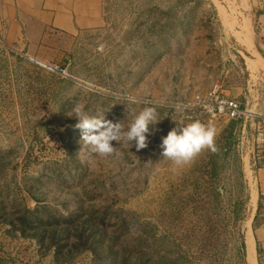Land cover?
I'll use <instances>...</instances> for the list:
<instances>
[{
	"label": "rangeland",
	"instance_id": "obj_1",
	"mask_svg": "<svg viewBox=\"0 0 264 264\" xmlns=\"http://www.w3.org/2000/svg\"><path fill=\"white\" fill-rule=\"evenodd\" d=\"M245 1L105 0L96 30L0 50V264H251L264 114L239 55ZM214 91L246 115L219 113ZM77 103L111 107L113 123L145 106L161 120L147 148L113 141L119 155L102 158L75 127ZM175 121L214 126L218 151L183 167L163 158Z\"/></svg>",
	"mask_w": 264,
	"mask_h": 264
},
{
	"label": "crops",
	"instance_id": "obj_2",
	"mask_svg": "<svg viewBox=\"0 0 264 264\" xmlns=\"http://www.w3.org/2000/svg\"><path fill=\"white\" fill-rule=\"evenodd\" d=\"M104 1L3 0L0 5V42L16 53H35L39 43L52 37L54 32L73 35L96 30L104 23ZM244 15L249 21V25L246 22L248 34L239 55L253 77L248 80L250 100L254 102L258 95L259 108L264 114V0H246ZM257 154L255 162L259 166L254 176L257 225L253 239L256 262L264 264V152Z\"/></svg>",
	"mask_w": 264,
	"mask_h": 264
},
{
	"label": "clouds",
	"instance_id": "obj_3",
	"mask_svg": "<svg viewBox=\"0 0 264 264\" xmlns=\"http://www.w3.org/2000/svg\"><path fill=\"white\" fill-rule=\"evenodd\" d=\"M130 103H137L135 97L126 98ZM111 109L96 115H90L85 111V105L77 103L71 110L78 118L75 125L81 131L83 144L90 147L91 152L99 157L107 158L119 155L118 148L113 146V141L120 147L130 149L133 146L137 151L148 147V135L154 134V126L161 120L158 118L156 107L145 106L133 116L128 124L113 123L105 118V113ZM177 111H182L183 106L177 105ZM176 122L166 136L162 137L160 148L161 156L170 160L176 167L190 165L204 150L213 153L218 149L215 145L216 129L212 125H205L200 121L184 124ZM150 125L153 127L150 128Z\"/></svg>",
	"mask_w": 264,
	"mask_h": 264
},
{
	"label": "built area",
	"instance_id": "obj_4",
	"mask_svg": "<svg viewBox=\"0 0 264 264\" xmlns=\"http://www.w3.org/2000/svg\"><path fill=\"white\" fill-rule=\"evenodd\" d=\"M3 0H0V5L2 4ZM0 50L5 51H13L10 47L6 46L4 43L0 42ZM21 54V53H20ZM263 57H264V47H263ZM30 59L40 65L41 67L50 70V71H57L60 70L58 65L54 64H47L38 60L36 57H30ZM211 99L213 100L214 104L216 105L215 109L219 111V113L224 114L230 119H238L244 115H246V109L241 107V104L236 99H223L218 94L211 93ZM257 146L260 148V151L264 152V128L257 131Z\"/></svg>",
	"mask_w": 264,
	"mask_h": 264
},
{
	"label": "bare ground",
	"instance_id": "obj_5",
	"mask_svg": "<svg viewBox=\"0 0 264 264\" xmlns=\"http://www.w3.org/2000/svg\"><path fill=\"white\" fill-rule=\"evenodd\" d=\"M244 26H243V28H244ZM252 192H253L252 193V210H254L256 196H255V191L253 190ZM246 245H247V256H248L249 261L251 262V264H257L256 258H255V251H254V248H255L254 239H253V235H252V232L250 229L247 231Z\"/></svg>",
	"mask_w": 264,
	"mask_h": 264
},
{
	"label": "trees",
	"instance_id": "obj_6",
	"mask_svg": "<svg viewBox=\"0 0 264 264\" xmlns=\"http://www.w3.org/2000/svg\"><path fill=\"white\" fill-rule=\"evenodd\" d=\"M259 251V250H258Z\"/></svg>",
	"mask_w": 264,
	"mask_h": 264
}]
</instances>
